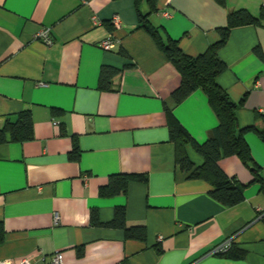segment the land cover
Instances as JSON below:
<instances>
[{
	"label": "crops",
	"instance_id": "0c3cea01",
	"mask_svg": "<svg viewBox=\"0 0 264 264\" xmlns=\"http://www.w3.org/2000/svg\"><path fill=\"white\" fill-rule=\"evenodd\" d=\"M264 0H142L140 12L164 37L198 57L220 40L228 15L245 9L260 17ZM119 17L120 27L112 20ZM52 30L47 46L37 35ZM108 38L113 48L101 43ZM264 20L231 31L220 58L227 70L219 85L239 103L241 128L264 114ZM125 51L131 60L122 56ZM111 89H99L104 66L124 69ZM178 71L154 39L139 28L136 0H0V129L7 118L32 113L34 138L0 145V222L5 242L0 261L30 259L51 264H264V190L237 157L220 166L245 185V200L224 207L210 196L211 186L188 180L176 164L169 142V116L199 143L217 125L207 96L198 90L181 105L172 93ZM54 109L59 112H54ZM57 123V124H55ZM252 156L264 171V141L245 133ZM80 150L73 159L74 147ZM190 159H203L191 146ZM146 174L131 181L126 194L102 197L112 176ZM118 206L127 225H145V242L130 240L120 229L97 227L112 221ZM58 214L60 222L55 224ZM231 240L241 258L212 255ZM157 248L161 249L158 252Z\"/></svg>",
	"mask_w": 264,
	"mask_h": 264
},
{
	"label": "trees",
	"instance_id": "16d2710c",
	"mask_svg": "<svg viewBox=\"0 0 264 264\" xmlns=\"http://www.w3.org/2000/svg\"><path fill=\"white\" fill-rule=\"evenodd\" d=\"M219 3L225 0H216ZM142 0H136L139 15V28L144 29L154 39L166 59L178 71L181 82L180 86L172 93V99L176 105H181L191 94L201 90L208 99L212 108L217 125L211 136L204 142H197L191 133L174 117L171 111L169 116V142L176 147V164L186 174L188 180L204 181L211 186L210 196L230 208L241 204L245 200V185L235 178L229 177L221 168L222 160L231 157L239 158L250 170L253 181L261 184L264 190V171L254 160L250 147L245 139V133L253 130L264 141V114L255 113V124L249 128H241L238 120V111L245 103L247 95L237 103L218 83V77L227 70V64L220 58V51L229 41L231 31L235 28L261 24L264 20V9L260 17L253 16L249 11L242 9L228 15L227 24L219 29L220 40L211 45L205 53L198 57H191L180 48L179 42L164 37L161 29L152 26L148 16L140 12ZM152 10L155 9L156 0H148ZM255 55L264 62V51L260 46L254 48ZM122 56L131 60L128 53L121 52ZM135 65L130 62L124 69L104 66L99 77V89L109 91L114 78L126 69H132ZM54 112H59L54 109ZM34 138V121L32 113L25 111L20 113L16 120L7 118L3 129H0V145L8 142L25 143ZM191 146L203 159L197 166L188 156L186 147ZM80 150L74 147L71 152L73 159H79ZM131 181L141 183L148 182L146 174H121L112 176L107 186L100 189V196L109 197L118 194H126ZM91 220L94 226L123 230L125 237L130 240L145 242L147 240V228L145 225L128 226L127 209L118 206L114 211L112 221L102 223L96 210L92 211ZM5 228L0 222V246L5 242ZM161 252L160 248H157ZM245 253L235 249L234 244L224 254L229 258H241Z\"/></svg>",
	"mask_w": 264,
	"mask_h": 264
},
{
	"label": "built area",
	"instance_id": "2783aa9c",
	"mask_svg": "<svg viewBox=\"0 0 264 264\" xmlns=\"http://www.w3.org/2000/svg\"><path fill=\"white\" fill-rule=\"evenodd\" d=\"M263 9H264V3H263ZM112 24L115 27H120L121 21L119 17H115L112 20ZM37 38L42 40L47 46H51L54 43L53 37H52V30L51 29H44L41 31L38 35ZM101 47L107 51H110L113 48V41L111 38H108L107 40L103 41L101 43ZM57 124V123H55ZM55 224L58 225L60 222V217L58 214L55 215L54 218ZM232 246V241L228 240L224 242L223 244L217 246L214 248L211 252L212 255H217V254H224L226 253ZM62 256L60 254H56L53 256L51 264H62ZM0 264H33V262L30 259L23 258V259H7L0 261Z\"/></svg>",
	"mask_w": 264,
	"mask_h": 264
}]
</instances>
